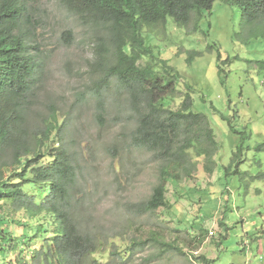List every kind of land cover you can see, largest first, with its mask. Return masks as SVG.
Segmentation results:
<instances>
[{"label": "rangeland", "instance_id": "rangeland-1", "mask_svg": "<svg viewBox=\"0 0 264 264\" xmlns=\"http://www.w3.org/2000/svg\"><path fill=\"white\" fill-rule=\"evenodd\" d=\"M24 2L20 29L38 65L31 117L51 105L65 122L53 146L64 148L74 166L72 219L106 241L93 257L102 264H205L201 257L209 264H264V39L237 36L238 7L215 1L195 31L192 23L178 27L168 18L164 32L144 35L155 56L180 75L178 91L164 106L178 109L189 86L192 111L205 116L217 148L212 173L204 171L203 157L189 150L196 167L180 183H166L170 208L140 213L158 183L159 162L130 144L135 122L118 92L98 111L93 94L101 73L92 68L98 38L80 26L62 0ZM217 52L228 61L220 74ZM2 203L7 211L8 202ZM11 217L25 219L22 212ZM151 233L180 252L154 243L129 250L132 241ZM41 243L18 238L0 264H37L40 258L32 261L29 255Z\"/></svg>", "mask_w": 264, "mask_h": 264}, {"label": "trees", "instance_id": "trees-1", "mask_svg": "<svg viewBox=\"0 0 264 264\" xmlns=\"http://www.w3.org/2000/svg\"><path fill=\"white\" fill-rule=\"evenodd\" d=\"M215 1L238 7V37L264 39V0H62L80 26L98 38L92 64L101 73L93 94L98 111L118 92L116 98L121 97L135 122L130 144L159 162L158 183L139 206L140 213L170 208L166 183H180L196 167L189 150L203 157L204 171L212 173L217 148L205 116L192 111L189 86L178 109L164 106L178 91L180 75L155 56L144 35L164 32L168 18L178 27L192 23L195 31ZM26 11L24 0H0V256L23 237L32 243L42 241L29 255L32 261L40 258L37 264H102L93 255L104 250L106 241L79 229L70 215L69 188L75 170L68 152L53 146L59 143L65 122L59 121L51 105L45 113L31 117L38 65L34 48L20 29ZM65 34L71 37L70 31ZM216 60L220 74L228 61H222L219 52ZM2 202H8L7 211ZM17 212L25 219H13L11 213ZM19 229L20 236L12 234ZM141 243L180 252L155 233L132 241L129 250ZM201 260L209 264L206 258Z\"/></svg>", "mask_w": 264, "mask_h": 264}]
</instances>
